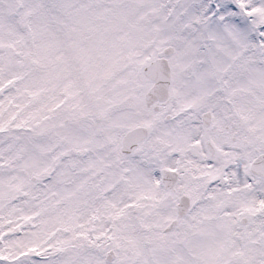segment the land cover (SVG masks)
<instances>
[{"label": "snow or ice", "instance_id": "1", "mask_svg": "<svg viewBox=\"0 0 264 264\" xmlns=\"http://www.w3.org/2000/svg\"><path fill=\"white\" fill-rule=\"evenodd\" d=\"M0 264H264V0H0Z\"/></svg>", "mask_w": 264, "mask_h": 264}]
</instances>
